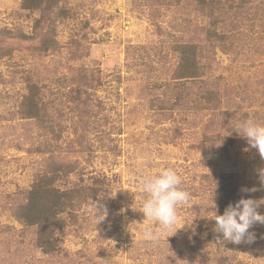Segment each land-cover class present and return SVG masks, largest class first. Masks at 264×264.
I'll list each match as a JSON object with an SVG mask.
<instances>
[{
    "label": "rangeland",
    "instance_id": "1",
    "mask_svg": "<svg viewBox=\"0 0 264 264\" xmlns=\"http://www.w3.org/2000/svg\"><path fill=\"white\" fill-rule=\"evenodd\" d=\"M21 1L0 0V264H264V225L238 245L210 231L230 203L264 199L241 192L259 187L264 160L234 131L264 124V0H251L262 3L251 27L233 9L214 11L236 36L232 52L209 46L211 7L197 0H62L68 18L46 6L50 25L40 28ZM39 34L53 37L52 55L38 49ZM179 44L201 50L195 80L177 72ZM30 84L40 90L32 110ZM59 167L68 172L53 185L74 198L46 252L19 211L37 178ZM166 167L190 201L153 244L142 238L156 225L139 211V180Z\"/></svg>",
    "mask_w": 264,
    "mask_h": 264
},
{
    "label": "trees",
    "instance_id": "2",
    "mask_svg": "<svg viewBox=\"0 0 264 264\" xmlns=\"http://www.w3.org/2000/svg\"><path fill=\"white\" fill-rule=\"evenodd\" d=\"M197 2L211 7V10L207 12V17L209 19L205 24L206 39L211 47H219L232 52V45L234 44V38L236 37L233 35L232 40V37L221 29L223 28L225 21L217 19L214 15V11L217 13H225V11L233 9L237 11V22H239V24H243L245 20H248L249 27L255 23V20H261L258 24L262 23V17L259 11L262 7V3L254 5L251 3V0H237V2H235V0H197ZM61 3L62 0H22L21 8L35 12L38 11L40 13V16L35 20V27L40 28L42 23L43 25H50L49 14L45 17L42 14V12L46 9V6L49 7L50 10L54 7L55 14H58L62 18L68 16L70 8ZM251 9H254V11L249 14L248 11ZM243 34L244 31L242 33V37L244 36ZM26 38L28 37L25 34L15 35V39H19L21 41ZM52 38L53 37L48 38V36L43 37L41 34L37 36L39 43L41 42V46L38 48L40 52H46L47 54L52 55L51 53L56 47V43ZM238 47L241 48L239 45H236V48ZM178 48L180 51V60L177 66L178 74L180 77L190 79V81L195 80L197 76L204 73V63H202L198 57L201 52L200 48L196 44H179ZM238 52L239 50L236 51V53ZM71 54L75 56L76 51L72 50ZM76 58L79 57H75V59ZM30 87L31 93L26 98L28 99L32 110L34 109V101L39 95L40 90L34 84H30ZM79 91H82L81 87H79ZM212 93L213 91L209 89L208 93L206 92L208 101L213 99L214 96L211 95ZM59 172H68V170L63 167H59L58 169L56 168L53 170L52 173H49V175L43 174L39 176L29 190V198L27 202L19 211V218L22 219L26 225L36 228L37 242L46 252L56 250L57 244L54 239H51V232L56 225L55 222L59 221L60 213L66 211L69 206H72L74 198L71 195L73 192L72 189L65 191L53 185L54 181L59 178ZM97 182L98 181H95V184ZM84 187H86V185ZM91 190L95 191V187L92 186ZM221 206L223 207V204ZM63 226L64 225L59 226L58 228H62ZM210 231L214 237L221 236L217 233V229L215 227Z\"/></svg>",
    "mask_w": 264,
    "mask_h": 264
},
{
    "label": "clouds",
    "instance_id": "3",
    "mask_svg": "<svg viewBox=\"0 0 264 264\" xmlns=\"http://www.w3.org/2000/svg\"><path fill=\"white\" fill-rule=\"evenodd\" d=\"M234 131L246 139L249 147L256 149L264 160V124L248 119L238 124ZM257 172L259 187H244L241 188V192L252 193L264 190V168L258 169ZM181 185L182 177L171 167L162 168L157 174H146L140 178L139 187L145 198L139 211L144 219L156 225L144 227L142 232L144 240L155 244L163 233L174 228L178 220V207L190 201V193ZM262 205L264 199L242 196L234 204L230 203L223 214H216L213 221L222 240L237 245L242 242H252L255 237L249 230L256 224L264 225V214L259 211ZM94 208L97 212L104 213L106 217L107 209L100 202L95 203Z\"/></svg>",
    "mask_w": 264,
    "mask_h": 264
}]
</instances>
